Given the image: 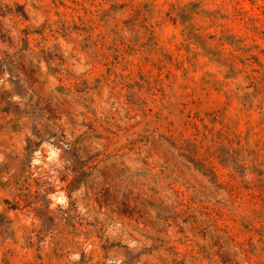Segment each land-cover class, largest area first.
I'll return each instance as SVG.
<instances>
[{
	"label": "rangeland",
	"instance_id": "rangeland-1",
	"mask_svg": "<svg viewBox=\"0 0 264 264\" xmlns=\"http://www.w3.org/2000/svg\"><path fill=\"white\" fill-rule=\"evenodd\" d=\"M0 264H264V0H0Z\"/></svg>",
	"mask_w": 264,
	"mask_h": 264
}]
</instances>
